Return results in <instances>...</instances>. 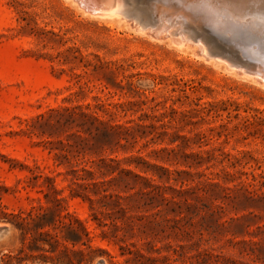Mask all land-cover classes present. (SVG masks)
<instances>
[{
  "label": "rangeland",
  "instance_id": "rangeland-1",
  "mask_svg": "<svg viewBox=\"0 0 264 264\" xmlns=\"http://www.w3.org/2000/svg\"><path fill=\"white\" fill-rule=\"evenodd\" d=\"M71 2L0 0V259L56 187L84 264H264V84L238 73L264 77V40L212 7L211 61Z\"/></svg>",
  "mask_w": 264,
  "mask_h": 264
},
{
  "label": "bare ground",
  "instance_id": "bare-ground-1",
  "mask_svg": "<svg viewBox=\"0 0 264 264\" xmlns=\"http://www.w3.org/2000/svg\"><path fill=\"white\" fill-rule=\"evenodd\" d=\"M72 1L73 3H76L78 9L80 8L82 12L88 16L97 17L100 19H109L111 20V22L118 23L122 26L132 27L135 30H139V32L144 31V33L146 32V34L151 35L152 38L158 37L161 41H167L172 45H176L183 49L184 48L186 50L192 49L193 53L194 54L197 53L198 57L199 56L201 57L203 55L205 58L211 61H214L212 59H215L216 57H219V55H221L219 52L220 50L226 51V49L222 47L224 46L222 45V43H219L215 37H213L203 29L202 24L205 21L204 22L202 21L203 23L201 21L199 22L202 16L198 15L200 16L199 17L200 19L198 21H196L197 19L193 20L194 18L191 17V13H190L191 9L202 8L207 11L206 13L207 17H210L211 14L208 16L209 9L218 6L220 8L219 10L223 11V15H226V10L230 13V16L228 17H231L230 18L231 21L229 22L228 26L230 27L232 26L236 28L238 27L237 29L239 32L244 31V29L240 30L239 28L240 26L241 27L247 26L248 28L246 29L247 33L252 32L251 33L252 36L254 35V37H258V39L261 41L264 40V1L260 2V0H72ZM222 17L223 16H221V18ZM210 18L213 20L212 16ZM221 18H219V20ZM223 20L220 21L225 22ZM213 22L217 23L216 19L215 21L213 20ZM227 23L228 22H226V25ZM220 26L224 27L222 23L221 25H219V27ZM220 29L222 30V28ZM251 48H253V46ZM228 52L231 51L229 50ZM255 53L258 54V51H256ZM215 60H217V62L219 61L222 62L220 58L219 59L217 58ZM229 66L231 67V65ZM238 70L241 69L238 68ZM238 73H241L246 77L248 76L249 78H252V80L258 81V83L260 82L261 84H264V77L262 76L253 74L251 72L248 73L247 71H239ZM1 227L3 226H0V228Z\"/></svg>",
  "mask_w": 264,
  "mask_h": 264
},
{
  "label": "trees",
  "instance_id": "trees-1",
  "mask_svg": "<svg viewBox=\"0 0 264 264\" xmlns=\"http://www.w3.org/2000/svg\"><path fill=\"white\" fill-rule=\"evenodd\" d=\"M101 161L105 165H109L105 161ZM82 171L91 173L85 167L82 168ZM47 180L51 183L54 182L49 177H47ZM109 182L111 180L88 183L85 186L86 188L105 186ZM53 192L55 195L53 197V207L44 208L41 206L36 211L32 210L26 213V216L16 214L13 216L15 220H7L13 226L14 233L17 234L21 246L16 250H9L4 253L0 259V264H29V261L75 264L72 255H79L80 258L77 260V264H84L86 261L85 251L83 249L74 251L72 248L81 245L86 246L89 253L94 252L93 247L90 245L91 238L87 227L78 219L72 217L70 213L62 214L64 210L62 203L66 200L65 198H58L62 191H59L56 187L53 188ZM74 193V197L83 196L91 200L88 195H82L79 192ZM46 196L49 197L48 194ZM106 197L105 194L104 198Z\"/></svg>",
  "mask_w": 264,
  "mask_h": 264
},
{
  "label": "water",
  "instance_id": "water-1",
  "mask_svg": "<svg viewBox=\"0 0 264 264\" xmlns=\"http://www.w3.org/2000/svg\"><path fill=\"white\" fill-rule=\"evenodd\" d=\"M204 17L207 18V20L203 23V29L209 33L210 35H212L213 37H215L217 39V41L219 43H222L221 42V39L219 38V35L216 34L215 32L211 31V27L217 29L213 23H211V20L209 19V17H207V15H205ZM209 29V30H208ZM214 30V29H213ZM218 30V29H217ZM215 31V30H214ZM11 227L10 226H6V227H1L0 228V242L3 241V240H6L7 238L10 237L11 235Z\"/></svg>",
  "mask_w": 264,
  "mask_h": 264
}]
</instances>
